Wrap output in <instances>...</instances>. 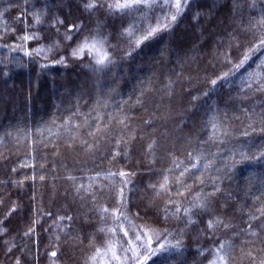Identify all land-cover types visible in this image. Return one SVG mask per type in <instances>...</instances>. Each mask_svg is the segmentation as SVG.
Here are the masks:
<instances>
[{
  "label": "trees",
  "instance_id": "obj_1",
  "mask_svg": "<svg viewBox=\"0 0 264 264\" xmlns=\"http://www.w3.org/2000/svg\"><path fill=\"white\" fill-rule=\"evenodd\" d=\"M90 2L0 0V264H134L130 244L145 264H212L221 243L228 264H261L264 48L253 49L264 38V0H187L179 13L146 0L127 15L87 11ZM33 32L39 40L17 39ZM86 38L104 41L110 61L97 65L95 50L71 56ZM168 169L158 195L149 185L159 189ZM118 171L130 174L126 186L109 176ZM209 220L219 223L209 229Z\"/></svg>",
  "mask_w": 264,
  "mask_h": 264
},
{
  "label": "snow or ice",
  "instance_id": "obj_2",
  "mask_svg": "<svg viewBox=\"0 0 264 264\" xmlns=\"http://www.w3.org/2000/svg\"><path fill=\"white\" fill-rule=\"evenodd\" d=\"M145 2H146V0H130V2H129V0H125L124 3H121V2H119V0H116L115 3H108L107 0H98L97 3H92V2L87 3L85 5V8H86L87 11L91 12V11L95 10L96 8L103 9L105 7V5H107V11L110 14L123 13V14L127 15V14H130L132 10L141 9L143 7V5L145 4ZM163 2L165 4H168L169 7L175 8L176 12L179 13L181 11L182 7H183V3H187V0H183V2H182V0H175L174 4L170 3V0H163ZM150 6L151 7H155L157 5L154 2ZM253 6H255V0H253ZM0 15H2V13H0ZM40 15H43V13H40L39 15L35 16V21H36L37 24H39L41 22L40 21ZM165 19L167 20V17ZM176 19H177V16L176 15H172L170 20H167V22L164 23L163 28H151V29L147 30V35L143 36V40L151 39L158 31L166 30L171 25V23L176 21ZM59 23H62V21H60ZM73 29L79 30V26L78 25L77 26H70L69 27V32H71ZM125 34L130 39L134 36V32H132L130 30H126ZM17 39L21 40V41H24V42H27V41H30V40H39V36H38V34L33 32L31 35L25 34L24 36L17 37ZM65 39H71V35H69V33H65ZM141 42H142V40H137L136 41L137 44H139ZM103 43H104V41L98 40L96 38H92L91 42H89V38H86L85 41L81 45H78L77 48L72 50L71 56L80 57V56H82L84 54L85 49H87L90 53L93 50H95L98 53V57L96 58V64L103 66V65H105V63L107 61H110V59H111L107 55V53H101L99 51L98 45L102 46ZM0 46L7 47L6 45H0ZM58 47H59V44L57 42V43H54V44L48 46L47 50H45L44 47H41V48L35 49L33 51L35 52L36 55H40V54H46V51H47V53L53 52ZM259 48H264V38L260 39L259 44L257 46H255V48L253 50H259ZM12 50L15 51V50H17V48L13 47ZM24 51H25L26 55H31L32 54V53L28 52L26 49H24ZM247 59H248V56L246 55L245 59L243 61H241V63L239 65H236V67L237 68L242 67L243 64L247 61ZM63 62H64L63 57L59 61H56V63H63ZM229 74H225V76L222 77L221 79L226 78L227 75H229ZM216 82L217 81H213V84H215ZM148 147H149V150L152 149V145H149ZM261 155H264V153H261ZM172 164H173V168H178L180 166L179 162H177L175 160H173ZM193 167H195V165H193ZM171 171H172V169H168L164 173H162L163 182H159V189H157V186L155 184H150L149 188L152 189L154 192H157L158 195L161 192L167 191L168 183H169V177H168L167 173L171 172ZM189 171H190L189 169L185 168L181 172V177L184 175V173L189 172ZM129 175H130L129 173H126L124 171H118V172H115V173H111L110 172L109 173V176H111V177H117L118 176V177L122 178L120 180V183L122 185H124V186H126L127 183H129V180H128ZM36 178L37 177H35V176L31 177V179H33V180H35ZM69 178L70 179H75L74 177H69ZM39 179L40 180H44V177L40 176ZM198 182L199 183H204L203 180H200ZM81 187H83V186H81ZM79 190L80 189L78 188L77 191H79ZM115 195H116V197L119 200V204H118V208L116 209V212H119V215L123 216V211L122 210H123V207H124V205L126 203L125 187H120L118 189V191L115 192ZM168 202L171 203L172 202L171 199H169ZM206 206L207 205L203 201H201L200 203L195 205V207H198V208H204ZM15 210H16L15 207H13L12 209H10V211H9V213L7 215L10 216L11 212H14ZM100 211H101L102 214L110 215V216H113L116 219H119V217L116 216V212H109V210L106 209V208H101ZM177 211H179V209H177ZM190 211H191L190 209H187V208L184 209L185 215L189 217L188 222L192 223L191 217L189 216ZM165 215H167V211L166 210H165ZM261 215H264V212H262ZM6 218H7V216L5 217V219ZM124 219L126 220L127 217L124 216ZM3 223H4V221L0 220V234H6L7 231H8V229H6V228H4L2 226ZM35 223H36V221H33V224H35ZM218 223H219L218 220H209L208 221V228L212 229ZM225 227H228V225H225ZM119 230L120 231H124L122 228L119 229ZM34 231H35L34 227L29 228L27 230V232L24 233V235H31V234L34 233ZM101 231H104V229H101ZM109 231H112V230H109ZM124 235L125 236L128 235L127 231H124ZM141 239H142V237L140 235H136V240L137 241H141ZM150 244H151V237L148 236L147 233H144V242H143L142 246L145 247V249L147 250L150 247ZM179 246H180V242L179 241H177V243L175 245H172V247H176V248H178ZM224 248H225V243H221L219 248L216 249V252H215L216 259L212 262V264H228L226 256L221 255V252L224 250ZM110 250H112V249H110ZM166 250H167V245H161L160 249L153 250L152 252L149 253V255L154 254L155 251H166ZM9 251H11V249H9ZM124 251L133 253L131 259L133 260L134 264H145V262L149 259L148 255L144 256L143 259H141L139 257V255L135 252V248L131 244H130L129 248L124 250ZM249 255H251V253H249ZM51 256L52 257H56L57 256V252L56 251H52L51 252ZM113 258L117 259V260L119 259V257L115 256V252L114 251H113ZM15 264H21V261H20L19 258H17ZM261 264H264V260L261 261Z\"/></svg>",
  "mask_w": 264,
  "mask_h": 264
}]
</instances>
